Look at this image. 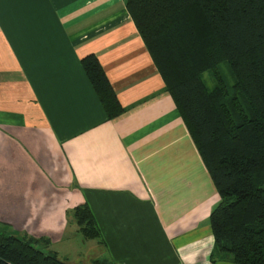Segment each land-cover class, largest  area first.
Segmentation results:
<instances>
[{"label": "crops", "instance_id": "1", "mask_svg": "<svg viewBox=\"0 0 264 264\" xmlns=\"http://www.w3.org/2000/svg\"><path fill=\"white\" fill-rule=\"evenodd\" d=\"M217 200L123 0H0V230L45 237L69 264H238L211 255ZM81 204L96 235L78 228Z\"/></svg>", "mask_w": 264, "mask_h": 264}, {"label": "trees", "instance_id": "2", "mask_svg": "<svg viewBox=\"0 0 264 264\" xmlns=\"http://www.w3.org/2000/svg\"><path fill=\"white\" fill-rule=\"evenodd\" d=\"M123 1L217 191L211 255L264 264V0ZM80 63L107 116L118 114L95 54ZM72 214L84 235L97 234L85 204ZM47 246L45 237L0 230V264H69Z\"/></svg>", "mask_w": 264, "mask_h": 264}, {"label": "rangeland", "instance_id": "3", "mask_svg": "<svg viewBox=\"0 0 264 264\" xmlns=\"http://www.w3.org/2000/svg\"><path fill=\"white\" fill-rule=\"evenodd\" d=\"M217 69L219 70L224 83L227 85H230L232 82V77L228 71L226 63L224 61L219 62L217 65ZM202 78H203V81L207 87L213 86L215 80H214V77H213L212 73L210 72V70H204L202 72Z\"/></svg>", "mask_w": 264, "mask_h": 264}]
</instances>
